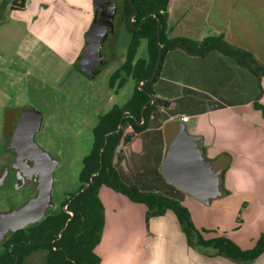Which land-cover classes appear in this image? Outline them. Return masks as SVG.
Wrapping results in <instances>:
<instances>
[{
  "label": "crops",
  "instance_id": "0c3cea01",
  "mask_svg": "<svg viewBox=\"0 0 264 264\" xmlns=\"http://www.w3.org/2000/svg\"><path fill=\"white\" fill-rule=\"evenodd\" d=\"M255 3L169 0L167 37L199 41L218 35L257 59L264 55V17ZM4 14L24 26L17 33L22 61L52 59L60 66V81L77 80L80 74L71 76L70 71L81 57L95 17L93 0H0V17ZM8 22L0 23V28ZM12 35L3 32L4 38ZM129 80L133 81L128 77L123 85ZM260 86L264 104V78ZM153 89L157 98L175 107L153 112L143 131H124L131 138L118 147L114 158L120 179L179 200L194 226L206 231L201 233L204 238L224 235L241 249L252 248L264 232V116L253 108L257 79L215 51L200 58L171 49ZM182 116L188 120L182 122ZM178 131L209 171L213 187L199 184L197 166L174 162L175 157L162 171L166 149ZM98 197L104 209L103 230L94 248L99 264H238L210 248L189 247L171 211L152 217L147 232L143 204L105 186L99 188ZM237 217L241 222L236 228ZM248 264H264V253Z\"/></svg>",
  "mask_w": 264,
  "mask_h": 264
},
{
  "label": "trees",
  "instance_id": "16d2710c",
  "mask_svg": "<svg viewBox=\"0 0 264 264\" xmlns=\"http://www.w3.org/2000/svg\"><path fill=\"white\" fill-rule=\"evenodd\" d=\"M169 0H131L137 10L136 24L144 19L139 31L128 27L131 33L125 61L110 76L109 84L116 79L118 87H122L127 77L134 81L130 98L122 105H113L111 109L100 116L93 128V142L90 153L82 159V169L79 174L81 183L79 190L63 202L58 215L43 221L39 234L28 236L16 233L17 237L6 244V250L0 255V264H21L22 260L32 250L42 246L49 249L46 264H99L100 258L94 252L99 243L104 226L103 205L98 197L101 186L125 196L128 200L145 206V224L152 217L163 216L171 211L185 237V241L192 248H210L215 255L223 256L238 264H248L264 253V232H261L254 246L241 249L235 242L224 235L206 239L201 234L205 230H198L192 223L189 211L178 200L160 193L143 191L137 183L126 184L116 170L115 153L118 147L125 144L131 134L138 133L148 127V121L153 112L159 108L175 107L169 100L157 98L153 85L159 76L165 53L171 49H178L190 56L203 58L211 51L232 58L238 65L249 71L256 79L258 95L253 101V108L264 116V104L260 103V79L264 78V64L259 63L251 53L239 47L230 45L221 36L209 35L202 40L193 41L185 37H167V6ZM22 8V6H21ZM126 16L132 13V8L124 0ZM155 14L151 16L149 14ZM159 24L161 57L156 74L151 75L158 55L156 29ZM146 40L145 59L134 57L140 40ZM121 74L124 77H121ZM151 99V101H150ZM145 105L143 112L142 107ZM122 128L117 130L122 113ZM131 128L130 135H124L123 128ZM108 134V135H107ZM70 212V214H69ZM241 220L236 218V228ZM47 237L45 238V235ZM36 236V237H35ZM33 237L34 241L30 238ZM40 242V243H37ZM12 243V245H11ZM52 247L56 250L52 251Z\"/></svg>",
  "mask_w": 264,
  "mask_h": 264
},
{
  "label": "rangeland",
  "instance_id": "374dc122",
  "mask_svg": "<svg viewBox=\"0 0 264 264\" xmlns=\"http://www.w3.org/2000/svg\"><path fill=\"white\" fill-rule=\"evenodd\" d=\"M255 6L259 16L264 17V0H256ZM7 19V26L0 28V53L4 55L0 58V130L6 110L32 108L42 114L34 140L57 162L50 195L54 204L51 213H58L69 195L80 188L82 159L91 151L92 132L99 117L113 105L120 106L132 93L134 81L129 80L120 88L109 84L112 72L125 58L130 34L123 26L117 30L115 58L99 66L93 77L77 72V80L60 81V66L54 60L42 57L32 64L20 59L21 39L17 33L24 26L6 14L0 17V23L6 25ZM4 31L13 35L4 38ZM146 56V40L141 39L135 57ZM257 59L260 63L264 55ZM70 72L74 76V70ZM126 129L127 126L123 128ZM41 258L42 254L37 253L22 264H41Z\"/></svg>",
  "mask_w": 264,
  "mask_h": 264
},
{
  "label": "water",
  "instance_id": "95a60500",
  "mask_svg": "<svg viewBox=\"0 0 264 264\" xmlns=\"http://www.w3.org/2000/svg\"><path fill=\"white\" fill-rule=\"evenodd\" d=\"M93 6L97 17L93 20L85 35L86 45L84 47L83 56L79 62L80 69L89 77L95 75V72L93 71L94 66L102 62L100 51L101 41L105 34L108 22L111 20L115 10V5L110 3L109 0H93ZM135 13L136 12L134 11L129 19H132ZM153 16H155V14H153ZM159 31L160 27L158 24L156 29L158 55L154 69L148 78L149 81L154 78L161 57L162 47L160 46ZM144 107L145 105L142 107L141 112H143ZM41 121L42 114L32 108L11 109L6 113L5 126L7 134L9 135L11 142L15 144L17 153L19 155L34 158L38 164L40 175L36 197L29 200L15 211L0 212V241L4 238L8 230L15 231L26 226L28 223L42 219L45 211L50 205H52L50 193L53 182V171L57 162L34 141V133L40 129ZM120 123L118 129L121 127ZM178 132L179 133L175 135L174 140L166 149L165 164L162 167V171H166L170 160L173 158L172 161H174L175 157V160L177 161L174 162L187 164L194 168L197 166L196 168L198 170L195 176L200 181L199 184H202L206 189L211 186L213 187L214 183L209 175V171L205 169L198 154L187 143L184 135L180 131ZM170 165H172V162Z\"/></svg>",
  "mask_w": 264,
  "mask_h": 264
},
{
  "label": "flooded vegetation",
  "instance_id": "af4514ba",
  "mask_svg": "<svg viewBox=\"0 0 264 264\" xmlns=\"http://www.w3.org/2000/svg\"><path fill=\"white\" fill-rule=\"evenodd\" d=\"M127 1L132 8V13L129 16H126L124 10V0H109L110 3L115 5V10L111 20L108 22V25L105 30V34L101 41L100 51L102 56V62L94 66L93 71L95 72V74L97 72L98 67L101 66L105 61L113 60L115 58L114 47L117 39V30L120 29L121 26H123L125 30L130 34V39H131V33L128 31V27H130L133 30L139 31L143 25L144 22L143 18L140 19L139 25L136 24L135 19L137 16V10L132 5L131 0L130 2L129 0ZM134 11L136 12L135 15L132 17V19H129L133 15ZM149 15L153 16V13ZM96 17L97 15H95L94 19ZM85 45H86V41L84 47ZM84 47L82 50L81 57L79 58L78 62H76L75 65L73 66V70L74 72H78L81 73L82 75L89 77L80 69L79 62L83 56ZM124 61L125 58L123 62ZM123 62L119 65V67L123 64ZM121 77H124V75L121 74ZM7 111L8 110H6V112L4 113L3 126L1 127L2 129L0 130V212L15 211L20 207H22L29 200L36 197L38 193L39 175H40V170L38 169V164L36 160L29 156L19 155L16 151L15 144L11 142L5 126V118ZM123 113L125 115L127 112L124 111ZM123 117L121 116L122 119ZM122 119H121V123L119 121V123L121 124L120 129L122 128ZM120 129H118L117 127V130ZM37 132H39V130L34 133V136ZM51 203L52 205H50L48 209L45 211L42 219L28 223L26 226L17 229L15 231H11V230L7 231L4 238L0 241V255L6 250V244L12 241L14 235L15 237H17L16 233H23L28 236L30 235L37 236L40 232V227L43 221L49 217H54L59 214L60 211L58 213H51V210L54 208V204L52 201ZM46 237L47 234L45 235V238ZM30 240L34 241L33 237H31ZM39 245L41 246L38 247L37 249L32 250L28 255L24 257L21 264L25 262L31 255H35L37 253L42 254L41 264H46L49 249L46 246H42V244ZM54 250H56L55 247H52V251ZM37 264H39V262H37Z\"/></svg>",
  "mask_w": 264,
  "mask_h": 264
},
{
  "label": "built area",
  "instance_id": "2783aa9c",
  "mask_svg": "<svg viewBox=\"0 0 264 264\" xmlns=\"http://www.w3.org/2000/svg\"><path fill=\"white\" fill-rule=\"evenodd\" d=\"M187 120H188L187 116H182V117H181V121H182V122H186Z\"/></svg>",
  "mask_w": 264,
  "mask_h": 264
}]
</instances>
